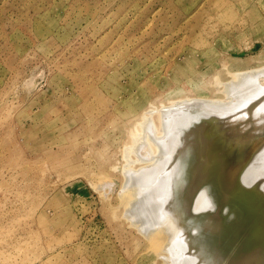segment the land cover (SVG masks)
<instances>
[{"label": "rangeland", "instance_id": "1", "mask_svg": "<svg viewBox=\"0 0 264 264\" xmlns=\"http://www.w3.org/2000/svg\"><path fill=\"white\" fill-rule=\"evenodd\" d=\"M262 66L264 0H0V264H167L119 193L139 123Z\"/></svg>", "mask_w": 264, "mask_h": 264}, {"label": "bare ground", "instance_id": "2", "mask_svg": "<svg viewBox=\"0 0 264 264\" xmlns=\"http://www.w3.org/2000/svg\"><path fill=\"white\" fill-rule=\"evenodd\" d=\"M246 72L235 74L238 87L226 100L206 99L172 112L184 101L161 105L154 109L158 126L155 111H147L132 138L129 150L135 152L140 141L149 150L135 152L132 162L147 164L124 169L120 197L151 248L172 253L167 264H264V142L255 147L264 140V98L258 99L264 81L250 88L264 66ZM232 95L236 100L228 104ZM209 110L223 118L201 119ZM162 226L172 232L164 235Z\"/></svg>", "mask_w": 264, "mask_h": 264}]
</instances>
